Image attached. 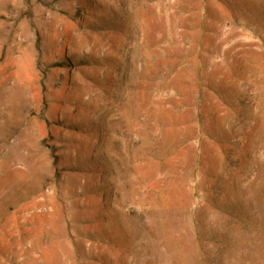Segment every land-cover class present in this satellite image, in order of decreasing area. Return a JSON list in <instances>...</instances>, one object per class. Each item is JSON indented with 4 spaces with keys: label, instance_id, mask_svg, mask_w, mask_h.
I'll return each mask as SVG.
<instances>
[{
    "label": "rangeland",
    "instance_id": "1",
    "mask_svg": "<svg viewBox=\"0 0 264 264\" xmlns=\"http://www.w3.org/2000/svg\"><path fill=\"white\" fill-rule=\"evenodd\" d=\"M0 264H264V0H0Z\"/></svg>",
    "mask_w": 264,
    "mask_h": 264
},
{
    "label": "trees",
    "instance_id": "2",
    "mask_svg": "<svg viewBox=\"0 0 264 264\" xmlns=\"http://www.w3.org/2000/svg\"><path fill=\"white\" fill-rule=\"evenodd\" d=\"M209 93H214V96L216 95V92L213 89H209ZM220 95H222V94L219 93V96H218L219 99L221 97ZM223 101H225V100H223ZM190 108L191 107H188V109H190ZM193 109H195V111H196L195 112V121H196V128H197V135L196 136L198 137V138H196V140H198V141L205 140L206 141L205 136H203V134L199 131V129H201V127H200V123H201L200 118H201L202 110H204L206 108H203V105H201L199 103H196L195 104V107ZM207 138H209V137H207ZM192 140H194V139L193 138L192 139L189 138L188 139V142L191 144L192 143ZM195 156H196L197 162H199L200 161V155H199V153L198 152H195ZM190 179L192 181L194 179V176L190 177ZM198 196L199 195L197 193H194L192 189H191V194L188 195L189 199H194V200L197 199Z\"/></svg>",
    "mask_w": 264,
    "mask_h": 264
}]
</instances>
